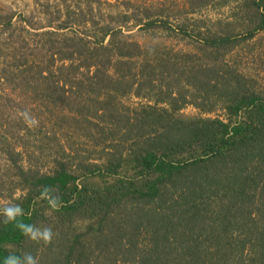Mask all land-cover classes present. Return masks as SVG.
I'll return each instance as SVG.
<instances>
[{"label":"trees","instance_id":"obj_1","mask_svg":"<svg viewBox=\"0 0 264 264\" xmlns=\"http://www.w3.org/2000/svg\"><path fill=\"white\" fill-rule=\"evenodd\" d=\"M219 1L190 3L201 14ZM227 1L238 32L222 17L174 29L141 23L142 31L166 28L189 38L191 51L141 43L123 27L94 21L93 39L65 38L67 58L93 71L55 79L58 90L48 91V103L76 91V112L100 155L89 161L90 154L75 150V161L65 162L61 147L47 173L19 163L21 152L11 148V184L24 190L13 203L24 209L25 223L51 226L58 235L37 245L14 223L0 224V264L23 253L39 264H264V93L255 89L253 73L239 69L238 57L227 56L228 48L264 30V0ZM257 56L264 66V54ZM44 59L26 67L28 78L32 72L46 78L50 59ZM128 94L140 101L120 103ZM187 105L199 114L180 113ZM45 185L62 201L52 216L40 198Z\"/></svg>","mask_w":264,"mask_h":264},{"label":"rangeland","instance_id":"obj_2","mask_svg":"<svg viewBox=\"0 0 264 264\" xmlns=\"http://www.w3.org/2000/svg\"><path fill=\"white\" fill-rule=\"evenodd\" d=\"M190 1L0 0V202H13L12 199L21 196L24 191L11 184L14 175L11 167L13 156L9 154L11 148L21 152L17 158L19 163L47 173L52 171L59 159L55 160L54 156L63 154L62 150L59 151L61 147L69 155L60 159L65 162L75 161V150L85 155L90 154L89 161H96L100 155L98 146L87 141V127L90 126L81 122L76 112L75 105L81 96L76 97V91L71 90L70 93L67 90L65 94H70L69 98L54 95V104L51 101L48 103L51 100L48 91L58 90L52 87L55 79H71L73 75L86 78L93 71L91 68L88 73L77 56L72 60L67 58L70 48L65 38L74 33L88 40L93 39L90 35L93 32L91 23L94 21L98 27L107 23L123 27L124 33H133L132 39L141 43L156 41L166 47L191 51L194 45L189 38L176 35L166 28L142 31L139 30L141 23L147 19L157 20L156 22L161 21L160 23L174 29L177 23L183 21L192 22L199 17L214 21L222 17L224 21L233 23L230 30L238 32L242 28L231 16L232 10L227 0L209 6L210 10L208 8L201 14L193 11ZM231 4L230 7L235 8V2L232 1ZM124 21L129 26L128 29L123 26ZM133 23L136 25L130 26ZM50 32H57V35H51ZM49 47L55 60L49 58ZM259 53L264 54V30L228 48L227 56L238 57L239 69L243 73H253L257 82L255 89L264 93V66L257 64L260 63L257 56ZM43 58L50 59L46 69L51 73L45 70L43 75L46 78H36L32 72V77L28 78L26 67H36ZM60 65L65 68L58 70ZM131 70L134 71L133 68ZM81 90L82 97L89 95L86 89ZM119 100L129 106L140 101L131 94L122 96ZM25 112L38 122L35 126L25 122L21 115ZM179 112L191 116L199 114L191 105L183 107ZM89 180L96 182L98 179L90 177Z\"/></svg>","mask_w":264,"mask_h":264},{"label":"clouds","instance_id":"obj_3","mask_svg":"<svg viewBox=\"0 0 264 264\" xmlns=\"http://www.w3.org/2000/svg\"><path fill=\"white\" fill-rule=\"evenodd\" d=\"M26 123L30 126H35L38 122L32 118L27 112L21 114ZM40 198L46 202L45 214L52 216L62 207L61 197L56 194L57 189L50 186H42L39 189ZM0 216L3 220L0 224L7 226L14 223L15 228L20 233L27 237L31 242L37 245L48 246L52 243L53 238L58 233L53 232L51 226L39 227L35 224L25 223L22 217L25 216V211L21 205L13 203L11 200L0 202ZM3 264H39V258L33 256L32 253H23L22 255L9 254L4 257Z\"/></svg>","mask_w":264,"mask_h":264}]
</instances>
